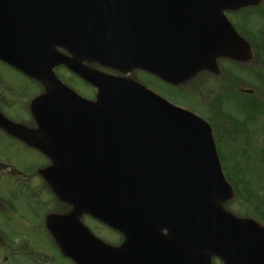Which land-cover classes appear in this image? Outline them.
<instances>
[{
  "label": "water",
  "instance_id": "obj_1",
  "mask_svg": "<svg viewBox=\"0 0 264 264\" xmlns=\"http://www.w3.org/2000/svg\"><path fill=\"white\" fill-rule=\"evenodd\" d=\"M261 1L0 0V59L58 93L49 118L62 123L49 126L86 127L81 132L108 135L112 146L113 172L94 187L98 208L89 200L77 209L119 230L125 242L112 247L93 235L76 242L56 231L65 253L79 264H212L213 256L225 264H264V227L223 207L233 188L207 122L122 79L103 84L98 104L78 100L54 74L64 64L99 82L79 62L92 60L125 72L146 68L182 84L202 69L217 71L220 56L244 58L249 47L222 11ZM143 14L161 15L162 30L173 33L169 42L162 38L161 70L153 58L141 56L154 36L128 25ZM170 63L172 76L165 71ZM90 190L83 189L88 197Z\"/></svg>",
  "mask_w": 264,
  "mask_h": 264
},
{
  "label": "flooded vegetation",
  "instance_id": "obj_2",
  "mask_svg": "<svg viewBox=\"0 0 264 264\" xmlns=\"http://www.w3.org/2000/svg\"><path fill=\"white\" fill-rule=\"evenodd\" d=\"M245 12L241 9L225 10L224 15L247 40L252 38L240 27L241 15L246 14ZM251 35H255V32ZM257 65V58L241 61L222 56L218 59V73L202 71L188 84L190 90L185 93L189 96L199 95L198 89L202 83L199 82L203 77L218 81L224 92L238 90L246 93V87L254 83L253 76L250 82L241 80L240 76L252 72ZM88 66L95 71L118 75L109 68L98 69L93 63H88ZM20 73L32 83L33 88H30L28 93L24 92L21 86H14L17 89H13L0 73V115L6 119L0 120V264H64L66 261L76 264L73 258L64 253L53 229L61 228L75 237H81L83 234L81 224L93 232L98 226L107 231L112 229L88 213L76 214L75 205L62 198L58 192L57 188L66 186H69L70 190L73 182L68 179L76 171L81 173V166L75 170L69 167V171H66V168L58 165L48 153L47 149L56 146L64 151L66 143L50 141L56 136L47 134L35 116L34 103L46 94L47 88L38 80ZM130 76L171 103L203 115L199 107L187 102L178 87L165 83L144 70L133 71ZM60 79L72 88V82H80L90 90L89 93L78 90L88 99H94L97 94L95 85L75 74L71 73L69 78L61 75ZM15 91H19V94L17 101L13 102L5 94L12 95ZM14 125L29 133L23 136L18 132L21 129ZM77 138L84 140L77 143L79 155H86V158L79 159L83 160L82 168L85 172H92L91 156L97 152L98 147L92 139L96 136L81 134L77 135ZM72 214L75 216L64 219Z\"/></svg>",
  "mask_w": 264,
  "mask_h": 264
},
{
  "label": "rangeland",
  "instance_id": "obj_3",
  "mask_svg": "<svg viewBox=\"0 0 264 264\" xmlns=\"http://www.w3.org/2000/svg\"><path fill=\"white\" fill-rule=\"evenodd\" d=\"M261 5H264V0L261 1ZM250 9L254 10L246 11V14L243 13L241 15L240 27L247 36L251 37L252 32H264V6ZM258 60L260 61L259 54ZM56 70H58L63 76L67 78L70 77L71 73L65 68L58 67ZM0 73L5 80L9 81V84L13 89H17L14 86H21L24 92L28 93L29 89L33 88L31 85L32 83L22 75L20 71H17L2 62H0ZM252 74V72H249L245 76H240V79L250 82ZM199 83H201V86L198 89L199 95H194L201 97L204 101H201V98H195L194 96H187L185 99H187V102L192 105L199 107V110L203 115L205 114V117L212 121L213 124L218 120L224 122V126L228 128V130H225L223 142L218 143L225 174L230 178V173H235L236 168L241 167L243 170L247 169L251 173L249 177L254 179V187L257 191L264 192V95L262 96L263 100L261 99L260 104H256L255 99L251 95L238 91L235 87V90L237 91L230 92L223 97L219 108L216 109L215 103H211V100L213 99L211 96L213 94L216 96L222 94L225 90L219 86V83L214 84V79L211 77L209 79L203 77ZM255 83L258 84L257 82ZM72 84L77 90L80 89V91L88 93L90 91L83 87L80 82L74 81ZM250 85L253 84L250 83ZM255 87L260 88L259 86ZM247 89L253 90L254 96H260V94H258L259 90L251 86L247 87ZM18 94L19 91H15V94L5 95L8 96L11 101L16 102ZM201 94H203V97ZM244 206L247 207V204L237 197L227 204V209L237 215L243 213L242 216L245 215L256 219L255 214L251 216L253 212L252 209L250 208L251 211L247 212ZM246 213L250 215H246ZM96 232L106 241L112 243L118 241L117 235L112 234L99 226L97 227ZM64 264L72 263L66 261Z\"/></svg>",
  "mask_w": 264,
  "mask_h": 264
},
{
  "label": "trees",
  "instance_id": "obj_4",
  "mask_svg": "<svg viewBox=\"0 0 264 264\" xmlns=\"http://www.w3.org/2000/svg\"><path fill=\"white\" fill-rule=\"evenodd\" d=\"M263 52H264V46H263ZM259 104V103H256ZM219 142H223L222 138H219ZM250 171L243 168L238 167L235 169V173H230V181L234 185L236 189V198L239 197L245 204H247V207L244 206L247 210V212L251 211L252 209V215L255 214V218L259 219L264 223V193H260L257 191V189L254 187L255 182L252 178L249 177ZM243 214V213H241ZM246 215H250L246 213ZM215 264H221V261L217 258L213 260Z\"/></svg>",
  "mask_w": 264,
  "mask_h": 264
}]
</instances>
